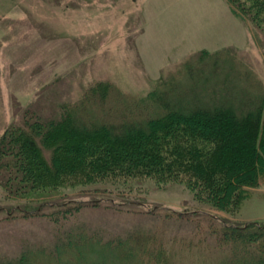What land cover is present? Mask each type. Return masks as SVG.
<instances>
[{"label": "rangeland", "instance_id": "rangeland-1", "mask_svg": "<svg viewBox=\"0 0 264 264\" xmlns=\"http://www.w3.org/2000/svg\"><path fill=\"white\" fill-rule=\"evenodd\" d=\"M262 39L227 0H0V138L60 121L97 83L119 94L79 112L82 124L145 120L157 89L201 91L193 61L203 52L251 72L264 93ZM248 192L224 211L184 179L69 180L17 194L0 184V264H220L231 256L225 226L264 224V181ZM41 203L34 215L5 214Z\"/></svg>", "mask_w": 264, "mask_h": 264}, {"label": "trees", "instance_id": "trees-1", "mask_svg": "<svg viewBox=\"0 0 264 264\" xmlns=\"http://www.w3.org/2000/svg\"><path fill=\"white\" fill-rule=\"evenodd\" d=\"M227 2L263 36L264 48V0ZM218 56L203 52L193 61L201 69V91L187 94L180 86H166L152 92L156 109L145 120L82 124L79 112L87 115L95 100L119 94L114 86L97 83L64 109L60 121L8 128L0 138V184L17 194L56 188L69 180L184 179L212 208L239 207L248 190L264 181V93L251 72L237 71L230 59ZM194 72L192 66L186 72L183 68L188 76ZM43 204L31 211L10 207L5 214L9 218L18 210L34 215ZM221 232L231 256L220 264H264V224L225 226ZM237 250L244 257L237 258Z\"/></svg>", "mask_w": 264, "mask_h": 264}]
</instances>
